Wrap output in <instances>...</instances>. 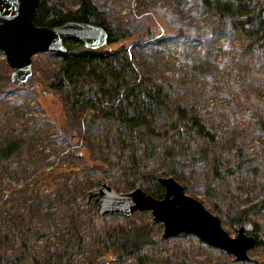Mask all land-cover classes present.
<instances>
[{
	"label": "trees",
	"instance_id": "trees-1",
	"mask_svg": "<svg viewBox=\"0 0 264 264\" xmlns=\"http://www.w3.org/2000/svg\"><path fill=\"white\" fill-rule=\"evenodd\" d=\"M180 1L172 0V3ZM197 1L215 18L205 31L200 32L195 25L175 29L171 24L169 32L155 39L158 30L139 21L128 27L112 25L107 14L92 0H79L73 10H66L60 2L40 0L33 14V23L37 27L55 28L75 22L91 24L106 32V43L101 47L90 48L68 41L64 44V54L50 53L59 59V64L47 86L60 94L63 106L69 113L90 107L99 109V113L86 123L111 127L113 140L112 144L107 145L111 157L103 158V164L112 173L134 176L135 179L129 183L130 188L136 184H151L149 188L143 187V191L155 199H161L164 195V187L158 182L161 175L185 183L179 169L182 157L191 158L205 168L203 192L206 195L213 190L215 182L239 178L247 167L250 168L247 172H260L258 167L250 166L264 152L263 140H258V137L264 136V95L260 94H264V56L258 61L253 59L246 63L244 68L232 70L227 81L225 67L232 63L234 53L231 56V49L234 47L230 38L236 30H242L249 39L246 46L238 49L237 62H248L245 54L255 50H261L264 54V0ZM155 9V16H162L171 22L174 19L173 15L160 9V5H155ZM224 30L229 37L227 41L211 48L209 55H205L207 57H201L203 51H200L189 60L190 73L197 75L196 84L202 90L197 99L190 96L180 98L184 90L177 83V73H171V77L164 74L152 76L136 65L138 52L145 49L147 43L155 48L160 41L174 43L177 40L190 47L195 42L204 44L205 32L217 35ZM124 41L130 43L121 45L116 51L109 49L111 45ZM181 53L188 57L180 48L175 54L177 58ZM247 71L249 76L245 77ZM7 81L4 79L0 82V100L11 90ZM255 85L260 86L255 88ZM20 86L24 87L25 84ZM24 96L21 94L18 101ZM220 98L230 102L223 106ZM202 110L207 113L202 114ZM38 122L35 119V123ZM73 130L69 121L63 129H59L68 135ZM28 144L26 138L20 136H12L0 143V166L17 159L20 161L16 171L37 164L38 155L29 153ZM251 149L252 152H247ZM194 150L197 157L193 155ZM159 160L164 162L162 174L147 166V163H157ZM84 188L82 175L77 172L72 189L85 197L87 193H84ZM183 188L186 192L185 184ZM21 194L27 196L31 203L24 220L12 219L10 226L0 225V264H39L38 256L33 251L35 242L42 234L37 224L49 222L52 214L44 211L45 197L41 193L32 194L23 187ZM20 207L22 205L16 207L17 210ZM263 211L264 199H261L237 209L232 215L228 213L225 221L232 226L249 222ZM249 223L252 229L254 226L252 236L255 244L261 245L262 241L256 233L258 224ZM4 225H8L9 230ZM14 234L21 246L18 251L13 250L11 255H7L2 247ZM156 237L150 229L134 226L128 231L112 230L108 240L113 254L123 260L152 245L159 238ZM178 237L185 235L181 233ZM160 240L163 238L160 237ZM144 259L139 257L140 262ZM61 261L60 264H67L65 260Z\"/></svg>",
	"mask_w": 264,
	"mask_h": 264
},
{
	"label": "rangeland",
	"instance_id": "rangeland-1",
	"mask_svg": "<svg viewBox=\"0 0 264 264\" xmlns=\"http://www.w3.org/2000/svg\"><path fill=\"white\" fill-rule=\"evenodd\" d=\"M78 1L53 0L54 3H62L66 10L75 9ZM92 1L107 14L109 22L114 26L128 27L139 21L145 26L155 27L159 34H156L154 39L169 32L171 24L175 29L195 25L197 30L203 32L215 19L210 12L200 7L197 0H181L180 3H172V0ZM157 4L160 5V9L166 10V14L174 16L172 22L153 14ZM138 27L139 25L135 30ZM226 30L217 35L207 31L203 34L204 44L195 42L190 47L177 40L173 41L175 44L167 40L160 41L156 43L155 48L147 43L145 49L138 52L136 65L138 69L147 70L152 76L164 74L171 77V73H177V83L184 90L180 98L190 96L197 99L201 96L202 90H199L196 84L197 75L191 74L189 60L196 57L200 51H203L201 57H204L211 48L227 41L229 37ZM230 42L234 47L231 49V56L233 53L234 56L232 63L225 67L226 81L232 70L244 68L246 63L253 59L258 61L264 56L261 50H255L251 54H245L248 62L245 60L237 62L238 49L246 46L249 39L242 30H236ZM129 43L130 41H124L111 45L109 49L116 51L121 45ZM180 48L184 49L188 57L185 58L181 53L177 58L175 54ZM58 64L59 59L50 53L34 55L32 75L24 83L25 86L21 87L20 84L10 82L13 71L9 69L3 53L0 52V82L8 80L11 89L0 100V143L12 136L24 137L30 145L29 153L32 156L38 155V163L25 169L16 171L20 159L0 166V225H9L12 219L26 218V209L30 206L31 200L21 194L23 187L32 194L41 193L45 197L44 211L52 216L49 222L37 224L42 234L35 242L33 251L38 256L39 264H60L62 259L67 264H264V211L249 220L252 224L253 222L258 224L256 233L262 244L258 246L255 244L248 252L249 259L245 262H236L232 255L211 248L191 235L184 234L185 237H178L181 235L179 234L173 238H163L162 224L151 225L153 217L149 211L135 212L130 218L120 215L103 219L98 217L95 200L93 198L85 200L83 195L79 196L72 189L77 172L82 175L85 183V194L98 189L101 184L121 194L129 193L135 188L144 190L151 184H136L134 188H130L129 183L135 179L134 176L112 173L103 164V158L111 157L109 148L107 149V145L112 144L113 140L111 127L90 126L86 123L94 114L99 113L97 107L70 113L64 108L60 94L51 91L47 86ZM248 71L244 74L245 77L249 76ZM21 94L26 96L18 101ZM260 94L264 95L263 92ZM229 102L226 98H220V104L223 106ZM201 113L206 114L207 111L202 110ZM35 119L39 122L35 123ZM68 121L74 129L70 135L59 131L68 124ZM214 127L219 128L215 125ZM258 140H263L264 143V136L258 137ZM247 152H252V149ZM193 155L197 157V151L194 150ZM143 162L144 160L141 161L142 164ZM147 166L161 174L165 170L162 160L147 163ZM250 167H258L259 174L247 172L250 169L247 167L239 178L215 182L213 190L206 195L203 192V183L206 181L205 168L191 158L182 157L179 161V169L187 187L185 193L202 202L207 210L218 216L223 229L231 237L236 233L232 225L225 221V216L264 199V152H261V156ZM179 184L184 186L183 183ZM21 205L22 208L17 210ZM8 225L4 226L7 228ZM134 226L146 227L159 238L156 237L152 245L134 255L119 260L112 252L109 235L112 230L128 231ZM160 237L163 240H160ZM20 246L14 234L2 248L7 255H11L13 250L18 251ZM139 257H145L144 261L140 262Z\"/></svg>",
	"mask_w": 264,
	"mask_h": 264
},
{
	"label": "water",
	"instance_id": "water-1",
	"mask_svg": "<svg viewBox=\"0 0 264 264\" xmlns=\"http://www.w3.org/2000/svg\"><path fill=\"white\" fill-rule=\"evenodd\" d=\"M40 0H0V52L13 71L12 83L24 84L32 75V57L39 53L64 54L66 42H77L90 48L106 43V32L86 23L68 22L55 28L37 27L33 14ZM164 187L161 199H155L141 188L129 193H118L101 186L85 195L97 204L96 215H120L130 218L135 212L149 211L151 225L162 224L163 238L183 233L196 237L205 245L232 255L236 262H245L248 252L255 246L252 225L242 222L232 226L231 237L223 229L218 216L205 208L202 202L187 195L172 177H160Z\"/></svg>",
	"mask_w": 264,
	"mask_h": 264
}]
</instances>
